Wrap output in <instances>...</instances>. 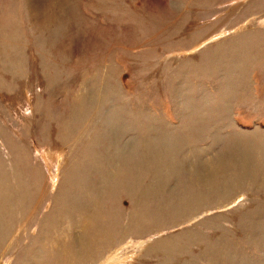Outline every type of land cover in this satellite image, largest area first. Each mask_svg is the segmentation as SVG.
Masks as SVG:
<instances>
[{
    "label": "rangeland",
    "instance_id": "obj_1",
    "mask_svg": "<svg viewBox=\"0 0 264 264\" xmlns=\"http://www.w3.org/2000/svg\"><path fill=\"white\" fill-rule=\"evenodd\" d=\"M0 264H264V0H0Z\"/></svg>",
    "mask_w": 264,
    "mask_h": 264
}]
</instances>
